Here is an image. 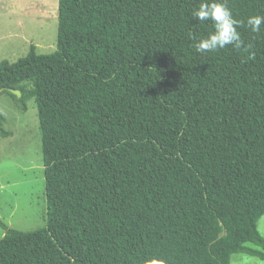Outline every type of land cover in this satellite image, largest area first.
I'll return each mask as SVG.
<instances>
[{
	"label": "trees",
	"instance_id": "16d2710c",
	"mask_svg": "<svg viewBox=\"0 0 264 264\" xmlns=\"http://www.w3.org/2000/svg\"><path fill=\"white\" fill-rule=\"evenodd\" d=\"M200 2L58 0L55 50L0 62V95L36 104L47 204L33 231L0 219V264H264V0H227L246 50L203 55Z\"/></svg>",
	"mask_w": 264,
	"mask_h": 264
},
{
	"label": "rangeland",
	"instance_id": "374dc122",
	"mask_svg": "<svg viewBox=\"0 0 264 264\" xmlns=\"http://www.w3.org/2000/svg\"><path fill=\"white\" fill-rule=\"evenodd\" d=\"M58 0H0V62L12 63L26 55L30 45L38 54L56 48ZM4 128L0 138V219L17 231H33L47 222L43 164L37 109L33 100L26 110L6 94L0 95ZM264 237V215L257 222ZM4 230L0 228V238ZM229 264H262L256 257L233 254Z\"/></svg>",
	"mask_w": 264,
	"mask_h": 264
},
{
	"label": "clouds",
	"instance_id": "9594fccd",
	"mask_svg": "<svg viewBox=\"0 0 264 264\" xmlns=\"http://www.w3.org/2000/svg\"><path fill=\"white\" fill-rule=\"evenodd\" d=\"M192 17L200 22L210 20L214 25V31L210 35L194 43L197 53H213L228 46L245 49L241 33L238 31L244 22L234 17L227 0H201L199 6L192 10ZM247 26L253 33L260 32L264 26V15L248 17Z\"/></svg>",
	"mask_w": 264,
	"mask_h": 264
},
{
	"label": "water",
	"instance_id": "95a60500",
	"mask_svg": "<svg viewBox=\"0 0 264 264\" xmlns=\"http://www.w3.org/2000/svg\"><path fill=\"white\" fill-rule=\"evenodd\" d=\"M0 91H1V90H0ZM9 92H10L11 94L15 95L17 98L20 97V93H19V91H17V90H10V89H9Z\"/></svg>",
	"mask_w": 264,
	"mask_h": 264
}]
</instances>
